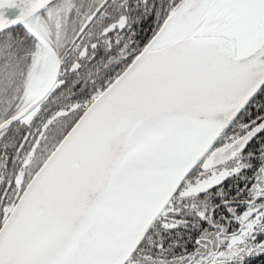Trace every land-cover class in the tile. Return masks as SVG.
<instances>
[{"label":"snow or ice","instance_id":"1","mask_svg":"<svg viewBox=\"0 0 264 264\" xmlns=\"http://www.w3.org/2000/svg\"><path fill=\"white\" fill-rule=\"evenodd\" d=\"M0 264H264V0H0Z\"/></svg>","mask_w":264,"mask_h":264}]
</instances>
